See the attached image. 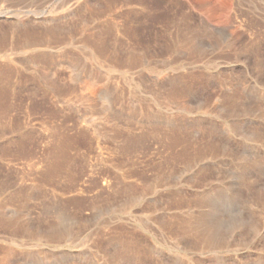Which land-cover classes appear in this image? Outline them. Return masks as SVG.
Listing matches in <instances>:
<instances>
[{
    "label": "rangeland",
    "instance_id": "374dc122",
    "mask_svg": "<svg viewBox=\"0 0 264 264\" xmlns=\"http://www.w3.org/2000/svg\"><path fill=\"white\" fill-rule=\"evenodd\" d=\"M0 264H264V0H0Z\"/></svg>",
    "mask_w": 264,
    "mask_h": 264
}]
</instances>
